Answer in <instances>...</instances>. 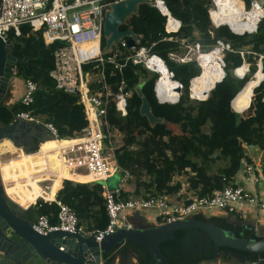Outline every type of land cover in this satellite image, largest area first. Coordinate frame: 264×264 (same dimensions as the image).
Listing matches in <instances>:
<instances>
[{
	"label": "trees",
	"instance_id": "1",
	"mask_svg": "<svg viewBox=\"0 0 264 264\" xmlns=\"http://www.w3.org/2000/svg\"><path fill=\"white\" fill-rule=\"evenodd\" d=\"M244 1L249 3L250 0ZM164 3L171 15L181 22L176 33H166L165 17L157 8L146 3L140 4L137 15H132L129 23L120 25L119 29H131L140 39L136 47L145 46L150 53L159 56L168 70L174 73V79L183 87L178 102H157L153 87L158 74L141 64L133 65L121 58L123 66L115 74H111L110 65L105 66L106 81L114 90L120 80L124 81L125 90H131L127 98L126 115L119 116L112 104L106 115L109 124L122 134V143L113 151L116 163L121 171L127 170L134 176V189L124 190L121 193L122 199L145 196L147 193L174 195L182 186L181 181L174 177L184 173H187L185 181L188 189L196 197L209 195L232 179L241 168L242 158L249 164L253 163L244 146H256L262 152L260 169L264 173V102L261 101L260 89L255 90L253 96L257 80H238L230 75L228 68L238 65L239 57L227 52L225 60L229 66L226 68L225 79L216 83L205 100H192L188 97V82L201 72V68L195 60L176 63L167 55L170 51H183L182 40L188 43L199 42L201 50L207 52L212 49L216 39L229 42L234 48L249 45L254 52L264 55V20L259 23L256 33L239 36L233 34L227 26H211L207 13L211 0H164ZM20 28L19 36L14 35L12 30L7 33L11 41L10 52L16 57L12 83L30 79L37 84V89L30 106L21 103L22 90L15 102H1L0 124L10 123L20 111H30L31 115L52 123L59 137L79 132L87 123L82 105L75 95L56 89L49 76L54 65L53 51L61 42L45 45L41 32L31 31L28 25ZM83 69H89V64L83 65ZM220 69L216 81L223 75L222 68ZM252 70H255L254 66ZM255 75L260 82V72ZM159 77L158 82L161 81V76ZM137 85H141V92L153 115L162 118V122L150 125L147 118L139 113L141 98L135 91ZM193 89L196 90L194 86ZM195 94L201 96L197 92ZM167 123L178 125L179 133H173ZM205 126H208L207 130L204 129ZM198 158L200 161H197ZM216 160H222L225 164L215 172L207 171L208 163ZM60 185L56 188V198L74 210L78 224L85 219L92 221L88 229L101 228L106 224L107 214L100 183L64 180ZM32 209L35 217L45 214L50 223H57L58 207L54 202L39 199ZM195 217L209 219L218 226L231 230L234 236L251 239L264 236L257 235L255 226L245 223L238 215L233 219L215 214L207 218L202 214ZM159 250L169 259L163 264H201L202 261L214 259L212 241L195 228L176 230L174 238L159 244ZM225 250L243 257L241 264L246 261L264 263V252H246L224 246L217 248V251ZM128 252L133 254L138 264H159L151 259L143 246L129 240L102 256L106 264H112L116 254L127 255ZM224 260L221 264H227L228 261Z\"/></svg>",
	"mask_w": 264,
	"mask_h": 264
},
{
	"label": "built area",
	"instance_id": "2",
	"mask_svg": "<svg viewBox=\"0 0 264 264\" xmlns=\"http://www.w3.org/2000/svg\"><path fill=\"white\" fill-rule=\"evenodd\" d=\"M117 1L120 0H1L0 36H7L10 30L14 35L19 36L21 34L20 27L28 25L31 31L41 32L45 45L56 41L61 42L53 51L54 65L49 71V76L54 81L56 89L77 97L87 121L79 132H74L71 136L59 137L57 129L52 123L31 115L30 111L16 113L14 120L22 119L28 122L42 123L51 135L48 140L58 141V145L54 149L43 152L40 148L41 143L30 152H25L21 147H17L22 153L32 156V162H39V164H34V171L29 178L26 176L19 178L20 187H16V179L7 178L2 171L4 166L11 164V159L17 158V153L7 157L5 156L6 152L0 153V185L5 197L22 209L29 206L33 208L39 199L54 202L57 205V223H50L45 214H39L33 220L32 228L40 234H47L52 230L78 232L84 235L92 234L96 242H100L105 235L113 233L117 228H131L132 223L127 221L126 213L134 209H151L156 212L159 224H164L197 214L213 215L212 211L214 210L238 213L248 207L264 208L261 194L256 195L247 191L242 185L233 181V177L222 188L214 189L209 195L188 198V202L183 198L177 199L172 195L161 193H147L145 196L138 195L128 199L121 198V193L124 191L128 179L131 178V174L127 170L121 171L116 163L112 133L115 135L119 132L109 124L106 115L109 105L112 104L116 113L124 117L127 113V98L130 96L131 90L124 89L123 80H120L114 90L106 81L105 66L110 65L111 74H115V71H120L123 66L120 61L122 58L125 62L130 61L133 65L141 64L149 71L159 74L149 66L148 61L153 57H160L150 53L145 46L136 47L140 39L136 40L135 47H128L125 38H120L108 52L103 50L101 34L104 12ZM147 1L165 17V32L176 33L181 22L171 15L164 0ZM207 13L213 28L227 26L235 35H250L257 32L259 23L264 20V0H250L249 3L244 0L235 2L232 0H211ZM181 42L183 51H170L167 54L168 58L176 63L195 60L201 68L198 61L205 52L201 50L200 43H188L184 40ZM212 49L218 50L219 65L222 69L229 66L225 60L227 52L234 53L239 57L238 65L229 66L230 75L238 80H257L258 84L253 87V96L255 90L260 89L261 101L264 102V55L254 52L249 45L234 48L229 42L221 39L215 40ZM126 51L129 52L125 53ZM85 64H89V69H83ZM253 66L255 67L254 71L252 70ZM95 69H97L96 72ZM166 69L170 77L174 79V73L168 68ZM256 72L261 74L260 82L255 75ZM225 76L226 71L221 80L216 83L223 81ZM195 77L197 76L189 79L188 97L192 100H205L216 83L209 90L204 91L202 88L201 94L204 96L199 99L192 86V80ZM157 79L153 87L157 102L161 104L178 102L179 97L173 102L161 99L162 96L158 95L156 89ZM174 80L178 83L181 91L182 84L178 80ZM36 89L37 84L34 81L30 79L24 81L20 99L24 106L31 105ZM238 93L233 97V100ZM54 151L60 168L64 169L69 176L61 177V184L64 180L87 184L103 182L101 184L102 194L107 214V222L103 227L88 229L79 225L76 213L69 205L56 198L57 192L52 198H49L45 192H38L34 201L26 206L22 205L19 193L24 192L25 188L32 190L33 185L36 184L39 189L49 191L52 182L60 174L52 167L53 160L50 155ZM240 163L241 168L252 175L255 181L264 185V173L260 168H255L252 164L247 163L244 158ZM18 171L19 169H15L16 174ZM114 175H117L116 182L112 187L108 186L107 179ZM83 176L88 179L85 181L76 179Z\"/></svg>",
	"mask_w": 264,
	"mask_h": 264
},
{
	"label": "water",
	"instance_id": "3",
	"mask_svg": "<svg viewBox=\"0 0 264 264\" xmlns=\"http://www.w3.org/2000/svg\"><path fill=\"white\" fill-rule=\"evenodd\" d=\"M142 3L150 4L147 0H120L105 10L102 23L105 52L116 45L120 38H125L128 47H135L139 36L129 28L120 30L119 26L128 24L129 18L137 15ZM10 49L9 38L0 36V101L11 84L16 61ZM135 91L141 98L139 113L147 118L150 125L162 122V118L151 112L150 105L141 92V85H137ZM177 91L180 92V87H177ZM50 136L42 123L17 119L8 124H0V141L7 139L25 152L35 149ZM106 184L111 187L114 185L107 181ZM31 210L32 206L22 209L8 200L0 185V264H106L103 253L114 251L126 240L143 246L153 261L163 264L169 259L161 254L159 244L174 238L176 230L192 228L202 231L212 241L214 249L224 246L246 252H264V236L258 239L234 236L232 231L225 230L209 219H198L195 215L164 224L134 223L131 228H117L113 233L105 235L100 242H96L92 234L63 230L40 234L32 228ZM203 216L207 218L211 215ZM214 263L218 264L211 260L201 262Z\"/></svg>",
	"mask_w": 264,
	"mask_h": 264
},
{
	"label": "crops",
	"instance_id": "4",
	"mask_svg": "<svg viewBox=\"0 0 264 264\" xmlns=\"http://www.w3.org/2000/svg\"><path fill=\"white\" fill-rule=\"evenodd\" d=\"M4 141L5 140L0 142V153L6 152L5 156L7 157V156L11 155V150L15 146L10 141H8L9 145L6 143V147L4 149V148H2V146L4 145ZM244 148H245L246 154L253 161L252 165L255 166V168L259 169L260 168V166H259L260 165V158H261L262 152L256 146H244ZM24 163H25V161H24ZM21 176H25V175H21ZM174 179L177 180L180 178L176 176ZM254 179L255 178L252 175H249L245 171L244 168L239 169L238 172L233 176V181L242 185L247 191H250L256 195L261 194V199L264 201V185H262L261 182L255 181ZM116 180H117V178H116ZM60 184H61V180H59L56 184H54L52 182V186H51L50 190L45 191V194H47V196L49 198L54 197L56 192H57L56 188ZM186 186H188L187 183H186ZM124 190L132 191L133 188H131L130 185L127 183ZM30 191H32V190H30ZM41 193H44V192L42 191ZM21 194H22V192H21ZM31 195H30V197H31ZM172 196L176 197L177 199L183 198L186 200L188 198L194 197L195 195H194V192L192 190L184 188V185L182 182L181 189ZM30 202H32L31 198H29V200L25 201V202L21 201L23 206L28 205V203H30ZM212 212L216 216H224V217H228V218H232V219L234 217H231V216L238 215L239 217L242 218V220L245 223L253 224L255 226L254 229H256V226L257 227L258 226L264 227V208L248 207V208L242 209L238 213H233V212L232 213H225V212L219 211V210H214ZM229 214H232V215H229ZM34 217H35V215H34ZM126 219H127V221L132 223V225L134 223H144V222L145 223H152V224H155V223L158 224L159 223V220L156 217V212L151 210V209H149V210L134 209V210L126 213ZM79 225L87 228V227H90L92 225V221L90 219H85V220H82V222H80ZM112 264H138V263H137L136 258L133 256V254L128 252L127 255L116 254Z\"/></svg>",
	"mask_w": 264,
	"mask_h": 264
},
{
	"label": "bare ground",
	"instance_id": "5",
	"mask_svg": "<svg viewBox=\"0 0 264 264\" xmlns=\"http://www.w3.org/2000/svg\"><path fill=\"white\" fill-rule=\"evenodd\" d=\"M232 1L235 2L237 0H232ZM229 20H231V19H229ZM198 62H199V65L201 67V71H205V74L203 76H197L196 75L197 77H195L192 80V86H194V88L196 89L195 91L197 92V94H199L203 97L204 94H201L202 88L204 89V91L209 90L217 81L221 80V78H220L219 80L216 81L217 77L219 76V74L221 72V69H219L218 73H217V71L214 70V67L219 65L218 50L211 49V50L205 52L204 54H202L199 57ZM148 64H149V66H151L153 68L154 71L159 73L158 77H159V75L161 76V81L158 82V80L160 78L159 77L157 79V85H156L158 95L162 96L161 99L164 101H168V102L175 101L177 99V97H179V95H180V92L177 91V87H179V86H178V83L170 77L169 72L166 69L165 62L163 63V61L160 58L153 57L148 61ZM222 71L224 74L226 69H222ZM211 75H214V77ZM202 97H198V98L200 99ZM3 140H7V139H3ZM57 145H58V141L47 140V141H44L40 144V148H41V151L43 152V151H47L49 149H54L57 147ZM13 153H17V158L11 159V161H10L11 164L8 166H4V167L13 168L15 164H17V166H18V165H20V161L24 160L25 164H27V165L29 164L28 168L31 169L25 173H20L18 171L17 174L15 173L11 177H9L10 175L8 176L9 178L16 179V181H17L16 187H20V184L18 182L19 177L21 175L31 174L33 172V164L36 165V164H39V162L37 161V162L32 163L31 160L33 157L20 152L17 149V147H14L11 150V154H13ZM50 158L53 160L52 167H54V169H56L57 171L60 172V174H58L57 178H55L53 181V183L56 184L59 180H61V177H68V176H67V173H65L66 171L64 169L60 168L59 162L56 159V152L55 151H54V153H51ZM76 179L81 180V181H85L88 179V177L83 176V177H77ZM42 191L45 192L41 188L39 189L36 186V184H34L32 191L25 188L24 192H22V194L19 193V199L23 202L28 201L30 198V195L33 192H37V194H38V192H42Z\"/></svg>",
	"mask_w": 264,
	"mask_h": 264
},
{
	"label": "rangeland",
	"instance_id": "6",
	"mask_svg": "<svg viewBox=\"0 0 264 264\" xmlns=\"http://www.w3.org/2000/svg\"><path fill=\"white\" fill-rule=\"evenodd\" d=\"M220 68H221V66H220V65H217V66H215L214 69H215V70L217 71V73H218V71H219ZM204 74H205V71H201V73H200L199 75H197V76H203ZM211 76L214 77V75H211ZM182 90H183V88H181L180 94H181ZM199 96H200V95H199ZM200 97H201V96H200ZM167 126L173 131V133H179L178 125L167 123ZM204 129L207 130V129H208V126H205ZM112 138H113V140H114V144H113V145H114L115 148L118 147V146L122 143V134H121V133H117V134H115V135H114V133H112ZM1 141H2V140H1ZM1 141H0V142H1ZM6 143L9 145L8 140H5V141H4V145L2 146V148L5 149V147H6ZM2 148H1V149H2ZM115 148H114V149H115ZM20 152H21V151H20ZM31 161H32V160H31ZM197 161H200L199 158L197 159ZM32 163H33V162H32ZM224 164H225V162L222 161V160H216L215 162H212V163L210 162V163H208V165H207V171H209V172H215L219 167L223 166ZM33 166H34V164H33ZM28 167H29V164L27 165V164L24 163L23 160H21V161H20V165L17 166V164H15L13 168L3 167V168H2V171H3V173L5 174L6 177H8L9 175H10L9 177H11L12 175L15 174V169H19V172H20V173H25V172H28L29 170H31V169L28 168ZM53 168H54V167H53ZM33 171H34V168H33ZM65 173H67V172H65ZM30 175H31V174H27V175H25V176H26V177H30ZM25 176H20L19 178H22V177H25ZM9 177H8V178H9ZM186 177H187V173H184V174H182V175L179 176L181 182H183L184 188L188 189V186H186V181H185ZM116 178H117V175H114V176H112V177H109V178L107 179V182H108L109 184H114L115 181H116ZM127 183L130 185L131 188L134 189V176H131V178L128 179ZM37 195H38L37 192H33V193H32V195H31V197H30V198L32 199V201L35 200V198H36ZM31 211L33 212V209H32ZM210 212H211V211H210ZM33 213H34V212H33ZM231 217H234V216H231ZM256 231H257V233H258L259 235H260V234H264V227H263V226H261V227H260V226H258V227L256 226Z\"/></svg>",
	"mask_w": 264,
	"mask_h": 264
},
{
	"label": "flooded vegetation",
	"instance_id": "7",
	"mask_svg": "<svg viewBox=\"0 0 264 264\" xmlns=\"http://www.w3.org/2000/svg\"><path fill=\"white\" fill-rule=\"evenodd\" d=\"M103 34H101L102 36ZM23 85H24V81H19V82H16V84H13L12 83V77H11V84L8 85L7 87V91H6V94L2 97L1 102H7V103H13L17 100V97L19 96L20 94V91L22 90L23 91ZM10 93V94H9ZM30 217L33 221L34 219V213L32 211H30ZM225 230H228V229H225ZM231 231V230H230ZM260 235H263V234H260ZM213 261L214 262H217L218 264H221V262L224 260V261H228L226 262L227 264L229 263H242L243 262V257L241 258L238 254H234V253H231L230 251L228 250H225V251H217V249H214L213 251ZM247 262V261H246ZM264 264V263H263Z\"/></svg>",
	"mask_w": 264,
	"mask_h": 264
}]
</instances>
